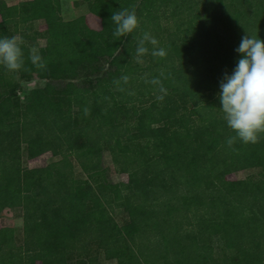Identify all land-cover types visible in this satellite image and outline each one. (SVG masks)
Returning a JSON list of instances; mask_svg holds the SVG:
<instances>
[{"label":"trees","instance_id":"trees-1","mask_svg":"<svg viewBox=\"0 0 264 264\" xmlns=\"http://www.w3.org/2000/svg\"><path fill=\"white\" fill-rule=\"evenodd\" d=\"M87 1L109 20L134 7L140 26L117 39L111 20L104 36L65 18L60 0H0V38L18 37L25 57L19 72L0 65V213L25 218L0 229V264H264V134L228 147L217 95L241 37L264 39V0ZM169 10L187 18L169 31L147 24ZM145 32L167 54L148 44L137 63ZM33 47L60 71L28 73ZM27 79L42 80V98ZM44 143L55 158L23 167V152ZM106 152L127 181H112Z\"/></svg>","mask_w":264,"mask_h":264},{"label":"clouds","instance_id":"clouds-1","mask_svg":"<svg viewBox=\"0 0 264 264\" xmlns=\"http://www.w3.org/2000/svg\"><path fill=\"white\" fill-rule=\"evenodd\" d=\"M110 20L115 25L112 34L117 39L132 33L139 24L134 7L120 8L113 12ZM21 43L16 36L0 38V65L9 72H19L24 67ZM158 43L150 33H143L138 39L134 60L143 63V57L149 53L148 44L153 46L151 55L166 56V50L159 47ZM235 51L240 54V58L231 74L224 73L217 94L223 119L235 133L226 140L230 148L237 141L257 143L264 134V39L246 32ZM28 59L38 70H46L47 62L37 48L30 49ZM120 79L127 83L129 77L122 76ZM85 114H88L87 110Z\"/></svg>","mask_w":264,"mask_h":264},{"label":"rangeland","instance_id":"rangeland-1","mask_svg":"<svg viewBox=\"0 0 264 264\" xmlns=\"http://www.w3.org/2000/svg\"><path fill=\"white\" fill-rule=\"evenodd\" d=\"M25 0H9L10 4L11 3H18L20 4ZM62 3V13L65 18L68 19H75L78 17H84L85 18V23L90 26L95 31H103V35L106 36L108 35V31L105 29L106 22H110L108 18H105L100 15L99 12L96 10H93L94 6H92V2H88L87 0H60ZM102 10H100L101 12ZM181 12V11H178ZM204 13V12H203ZM202 13V14H203ZM252 15V13H250ZM181 17V14H178L177 16ZM186 13H182V17L180 18H187ZM160 20L155 21V24L152 23V21H147V24L150 23V26L154 30L159 28V24L163 27V29H168L165 31L174 30L176 27H174V22L178 20L177 16L173 17L170 15V10L165 12V15H162ZM0 16V20H1ZM112 24H114L111 21ZM37 27L40 30H45L47 27L50 25L48 24L45 20H40L37 22ZM140 26V22L138 24V27ZM167 36V35H166ZM165 36V38H166ZM157 41L159 42L158 45L162 42V39L158 40L159 38H156ZM45 45V42L42 40L41 41V46ZM44 60L47 62V68L45 71L47 72H52V71H60L59 68L55 67V64L52 62V60L48 57L45 56ZM106 57H103L101 61H105ZM26 70L28 73H35V67L33 65H28L26 67ZM81 80H88V76L82 77L77 81ZM42 80H37V79H27L24 80L23 87L26 88L29 91H32L33 96L35 99H40L42 98V93L40 91V87L42 86ZM21 96H23L22 91L19 93ZM55 157L52 155V151L49 147L48 144H42L39 145L35 148H31L27 151H24L22 154V166L26 167H39V166H44L47 165L49 162H51ZM104 164L109 166L110 168V178L114 182H120V181H127L128 180V174L126 173H119L116 171L113 161L109 155L108 152L104 154ZM258 173V169H244L240 170L237 172H234L228 176L230 179H244L248 178L251 176H254L255 174ZM117 220L122 223L123 221L126 220V217L122 213H117ZM25 225V218H24V210L23 208L17 207V208H5L1 213H0V229L2 227L6 226H17V227H22L24 229ZM48 229L53 230V231H60V232H66V231H71L74 229V225H61V226H49ZM100 255H103L102 252ZM107 262L105 261V264ZM176 264H185V262L179 258L175 261ZM36 264H42L41 259L38 258L36 261Z\"/></svg>","mask_w":264,"mask_h":264}]
</instances>
